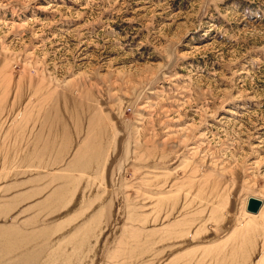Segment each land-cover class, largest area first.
Instances as JSON below:
<instances>
[{
	"label": "rangeland",
	"instance_id": "obj_1",
	"mask_svg": "<svg viewBox=\"0 0 264 264\" xmlns=\"http://www.w3.org/2000/svg\"><path fill=\"white\" fill-rule=\"evenodd\" d=\"M0 264H264V0H0Z\"/></svg>",
	"mask_w": 264,
	"mask_h": 264
},
{
	"label": "water",
	"instance_id": "obj_2",
	"mask_svg": "<svg viewBox=\"0 0 264 264\" xmlns=\"http://www.w3.org/2000/svg\"><path fill=\"white\" fill-rule=\"evenodd\" d=\"M260 205V201L254 197H248L245 210L255 213Z\"/></svg>",
	"mask_w": 264,
	"mask_h": 264
},
{
	"label": "bare ground",
	"instance_id": "obj_3",
	"mask_svg": "<svg viewBox=\"0 0 264 264\" xmlns=\"http://www.w3.org/2000/svg\"><path fill=\"white\" fill-rule=\"evenodd\" d=\"M247 214H248V213H247ZM249 215H250V216H254L255 214L253 215V214H250V213H249Z\"/></svg>",
	"mask_w": 264,
	"mask_h": 264
}]
</instances>
